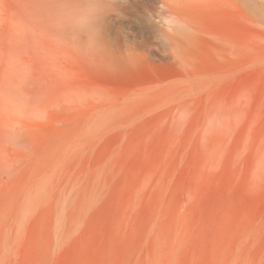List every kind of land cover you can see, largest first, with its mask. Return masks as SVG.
I'll return each mask as SVG.
<instances>
[{
    "label": "rangeland",
    "instance_id": "rangeland-1",
    "mask_svg": "<svg viewBox=\"0 0 264 264\" xmlns=\"http://www.w3.org/2000/svg\"><path fill=\"white\" fill-rule=\"evenodd\" d=\"M0 264H264V0H0Z\"/></svg>",
    "mask_w": 264,
    "mask_h": 264
},
{
    "label": "bare ground",
    "instance_id": "bare-ground-1",
    "mask_svg": "<svg viewBox=\"0 0 264 264\" xmlns=\"http://www.w3.org/2000/svg\"><path fill=\"white\" fill-rule=\"evenodd\" d=\"M192 1V0H191ZM179 2V1H178ZM183 2V1H182ZM192 3V2H191ZM194 3V2H193ZM164 6V5H163Z\"/></svg>",
    "mask_w": 264,
    "mask_h": 264
}]
</instances>
